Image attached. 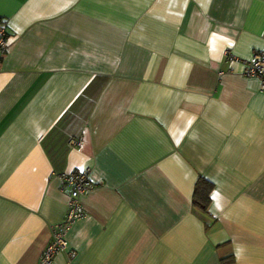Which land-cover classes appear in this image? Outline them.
<instances>
[{
  "label": "crops",
  "instance_id": "1",
  "mask_svg": "<svg viewBox=\"0 0 264 264\" xmlns=\"http://www.w3.org/2000/svg\"><path fill=\"white\" fill-rule=\"evenodd\" d=\"M0 20V264H38L81 169L54 264H264V88L241 74L264 0H0Z\"/></svg>",
  "mask_w": 264,
  "mask_h": 264
},
{
  "label": "built area",
  "instance_id": "2",
  "mask_svg": "<svg viewBox=\"0 0 264 264\" xmlns=\"http://www.w3.org/2000/svg\"><path fill=\"white\" fill-rule=\"evenodd\" d=\"M7 34L0 20V59L6 52ZM227 58L232 57L229 50L223 52ZM222 72H219V75ZM241 74L246 77L257 78L261 82V87L264 88V51H256L248 60L243 61ZM69 145L80 146V140L71 139ZM62 181V189L69 188L66 212L63 219L54 224L51 228V237L45 246L38 264H54L55 255L62 250H66L67 243L65 234L70 225L83 217L84 212L81 208L80 197L88 189L92 187L88 179V169L76 170L73 172L62 173L60 175ZM70 258L72 253L67 251Z\"/></svg>",
  "mask_w": 264,
  "mask_h": 264
},
{
  "label": "trees",
  "instance_id": "3",
  "mask_svg": "<svg viewBox=\"0 0 264 264\" xmlns=\"http://www.w3.org/2000/svg\"><path fill=\"white\" fill-rule=\"evenodd\" d=\"M72 139V138H71ZM213 189L211 182L204 178H198L193 190L192 205L202 213L207 212L210 202V193Z\"/></svg>",
  "mask_w": 264,
  "mask_h": 264
}]
</instances>
